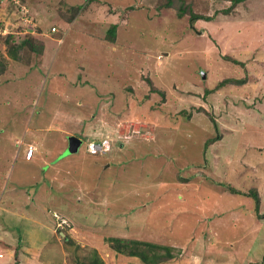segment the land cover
Listing matches in <instances>:
<instances>
[{"label": "rangeland", "instance_id": "rangeland-1", "mask_svg": "<svg viewBox=\"0 0 264 264\" xmlns=\"http://www.w3.org/2000/svg\"><path fill=\"white\" fill-rule=\"evenodd\" d=\"M1 5L0 264H145L111 236L171 246L163 264H264V0ZM25 38L42 52L10 55Z\"/></svg>", "mask_w": 264, "mask_h": 264}, {"label": "trees", "instance_id": "trees-1", "mask_svg": "<svg viewBox=\"0 0 264 264\" xmlns=\"http://www.w3.org/2000/svg\"><path fill=\"white\" fill-rule=\"evenodd\" d=\"M232 5H237L240 2H243L245 0H231ZM16 7V6H15ZM229 10V9H228ZM181 12H184V9L182 8ZM202 18L206 20H211L212 18L210 16L205 17L202 15H198L195 13H191V20H192V25H195V22L197 19ZM4 24V22H3ZM2 24V25H3ZM117 29V25L113 24L112 28L109 31L110 37L112 39H115L113 35H116L115 31ZM11 35V34H10ZM9 37V35H8ZM29 46L33 51L35 52H42L43 46H37L35 43V40L32 38H25L19 45L13 46L11 44L10 46V55L12 56H17V50ZM18 59L17 57H14ZM5 68V65L0 63V74L3 73V69ZM231 82V80H228ZM219 137H213L211 139H208L206 142V147L210 143L217 141ZM231 190L237 192V193H242V191L231 187ZM244 194L253 197L255 200V210L257 213H259V208H260V199H259V194L257 191L253 192H248ZM110 244L113 249H115L118 253L125 254L128 256H136L139 257L145 264H163L167 262L170 259L175 258V254L171 251V246L163 245V244H158L154 243L151 241H146V240H141V239H130V238H123V237H116V236H111L109 237ZM165 250V251H163ZM82 264H105L104 260L100 257L98 252L96 250L93 251V253L88 256ZM250 264H260L258 262H251Z\"/></svg>", "mask_w": 264, "mask_h": 264}, {"label": "built area", "instance_id": "built-area-1", "mask_svg": "<svg viewBox=\"0 0 264 264\" xmlns=\"http://www.w3.org/2000/svg\"><path fill=\"white\" fill-rule=\"evenodd\" d=\"M9 3H12V8L14 7V6H16V8H17V6H18V4H19V6H21V0H7ZM5 2V0H0V6H1V3H4ZM2 8V7H1ZM19 8V7H18ZM24 9L25 10H21V11H18L19 12V14L20 13H22V15H24V16H26L27 18H28V16H27V10H26V6H24ZM3 10H5V9H3ZM21 19H23V16L22 17H20ZM17 20H19V19H17ZM10 22V21H9ZM4 22V24H3V29H2V27H0V33H4V34H6V35H9L10 33H13V32H11L10 31V33H8V29L10 28V27H12L13 29H14V31H15V27L16 26H14V24L12 23V22ZM9 25H11L10 27H9ZM52 31H58V28L56 27V26H53L52 27ZM107 144H108V141L107 140H105L102 144H99V143H97V142H91L90 144H89V150L91 151V152H94V153H97V152H101L102 151V148H103V151L107 148ZM33 152H34V150H33V146H31L30 148H29V151H28V153H27V157L28 158H31V156L33 155ZM2 247L0 246V254L2 253Z\"/></svg>", "mask_w": 264, "mask_h": 264}, {"label": "clouds", "instance_id": "clouds-1", "mask_svg": "<svg viewBox=\"0 0 264 264\" xmlns=\"http://www.w3.org/2000/svg\"><path fill=\"white\" fill-rule=\"evenodd\" d=\"M51 31H52V29H51ZM58 31H59V29H58ZM58 31H52V32H58ZM78 138L80 139V137H78ZM80 140H81V139H80ZM105 140L108 141V144H107V148H106L104 151L94 153V152H91V151L88 149L89 144H90L91 142H97V143H99V144H102ZM81 141H82V140H81ZM110 149H111V142H110L109 138H104V139H102V142H101V143H100L97 139H91V140H88V142H87V150H88V152L91 153V154H98V153H100V154H104V153H107ZM27 158H28V157H27ZM28 159H31V158H28Z\"/></svg>", "mask_w": 264, "mask_h": 264}, {"label": "crops", "instance_id": "crops-1", "mask_svg": "<svg viewBox=\"0 0 264 264\" xmlns=\"http://www.w3.org/2000/svg\"><path fill=\"white\" fill-rule=\"evenodd\" d=\"M1 7H2V8H1ZM0 11H3V5L0 6ZM86 12H88V11H86ZM10 15H11V13H10ZM7 16H9V15H7ZM7 16L5 15V18H6V19H8ZM0 19H1V18H0ZM15 20H17V18H15ZM1 21H2V20H1ZM8 21L11 22L10 19H8ZM4 22H5V21H4ZM69 28H70V26H69ZM77 137H78V136H77ZM82 143H83V141H81L79 147L82 145ZM67 147H68V145H65L64 151L67 149ZM69 148H70V147H68L67 152H65L66 154L70 153ZM38 151H39V150H38ZM62 151H63V150H62ZM64 151H63V152H64ZM27 160H32V159H28V158H27ZM2 208H3V207H2ZM3 210H6V209H3ZM0 216L2 217V214H0ZM2 219H4V217H2ZM1 221H4V220H1ZM0 226H1V224H0ZM34 251H35V250H34ZM2 254H3V253H2ZM21 254H22V253H21ZM2 256H4V254H3ZM3 259H4V258H3ZM29 261H32L33 264H37V263H38L37 256H36V258L34 257V259L32 258V259H30ZM25 263L27 264V261H26Z\"/></svg>", "mask_w": 264, "mask_h": 264}, {"label": "water", "instance_id": "water-1", "mask_svg": "<svg viewBox=\"0 0 264 264\" xmlns=\"http://www.w3.org/2000/svg\"><path fill=\"white\" fill-rule=\"evenodd\" d=\"M80 143H81V140L78 137H71L69 151H72L73 149H76L77 146L80 145Z\"/></svg>", "mask_w": 264, "mask_h": 264}]
</instances>
